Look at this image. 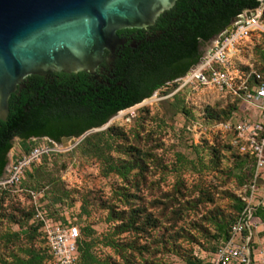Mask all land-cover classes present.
<instances>
[{
  "label": "rangeland",
  "instance_id": "rangeland-1",
  "mask_svg": "<svg viewBox=\"0 0 264 264\" xmlns=\"http://www.w3.org/2000/svg\"><path fill=\"white\" fill-rule=\"evenodd\" d=\"M231 62L264 76V40L246 39ZM172 91L164 85L77 138L10 143L0 176V264H33L30 254L42 253L29 231L35 207L77 226L90 264H206L239 203L264 202V169L242 163L215 129L245 113L240 105L234 111L230 97L205 88ZM23 146L48 151L31 178L1 184ZM254 230L257 255L264 242Z\"/></svg>",
  "mask_w": 264,
  "mask_h": 264
},
{
  "label": "water",
  "instance_id": "water-1",
  "mask_svg": "<svg viewBox=\"0 0 264 264\" xmlns=\"http://www.w3.org/2000/svg\"><path fill=\"white\" fill-rule=\"evenodd\" d=\"M255 6L0 0V157L10 143L101 124L137 103L153 81L192 65L201 43L241 18L228 19Z\"/></svg>",
  "mask_w": 264,
  "mask_h": 264
},
{
  "label": "built area",
  "instance_id": "built-area-1",
  "mask_svg": "<svg viewBox=\"0 0 264 264\" xmlns=\"http://www.w3.org/2000/svg\"><path fill=\"white\" fill-rule=\"evenodd\" d=\"M257 3L254 9L235 16L241 19L216 35L212 47L183 76L166 85L173 87L170 95L183 88H205L235 100L245 113L239 116L232 114L228 120L216 124L215 129L225 134L228 145L237 154L247 156L254 170L259 172L264 169V79L254 71L240 72L232 67L231 62L246 39L264 40V21L261 20L264 0H257ZM245 13L248 17L244 16ZM47 151L33 147L28 154L20 156L9 165L1 184L17 183L23 171L30 164L37 163L40 155ZM256 178L254 174L253 181ZM256 191V187L251 185L250 198ZM263 205L260 200L253 205L248 201L243 206L229 224L227 238L217 242L206 264H264V248L254 255L251 247L252 231L256 227L253 212ZM33 218L40 223L39 232L49 254L45 264H77V226L64 219L55 221L47 218L37 207Z\"/></svg>",
  "mask_w": 264,
  "mask_h": 264
},
{
  "label": "trees",
  "instance_id": "trees-1",
  "mask_svg": "<svg viewBox=\"0 0 264 264\" xmlns=\"http://www.w3.org/2000/svg\"><path fill=\"white\" fill-rule=\"evenodd\" d=\"M257 5H258V3H257V0H256V6H257ZM256 6H255V7H256ZM237 15H239V14H235V15H233L230 19H228V24H229V22H230L235 16H237ZM261 20L264 21V7H263V10H262V13H261ZM228 24H227V25H228ZM224 28H225V27H224ZM224 28H223V29H224ZM223 29L217 31L216 33H214L213 35H211L208 39H211L212 37L218 35ZM208 39H207V40H208ZM197 60H198V55L196 54L195 59H194V62H193L192 65H194V64L197 62ZM192 65L186 67L185 69H183V70H181V71H179V72H177V73H175V74H173V75H171V76L163 77V78H159V79L153 81V82H152V83H151V84H150V85L144 90V92L142 93V95H141V97L139 98L138 102L135 103V104H133V105H136V104H138L139 102H141L143 99L148 98V97H149V96H150L155 90H157V89L163 87V86L166 85V84H170V82H172V81L175 80L176 78H179V77L183 76V75L185 74V72L189 69V67H191ZM171 87H172V86H171ZM172 88H173V87H172ZM233 102H234V104H235V106L233 107V110L236 111V110H237V104H236V101H235V100H233ZM133 105H131V106H129V107H132ZM129 107H127V108H129ZM127 108H125V109H127ZM125 109H123V110H125ZM123 110H121V111H123ZM121 111H119V112H121ZM117 113H118V112H117ZM115 114H116V113H115ZM115 114L111 115L109 118H111V117L114 116ZM230 117H231V115L227 116V117H226V120H228ZM109 118L106 119V120H105L103 123H101V124H97V125H93V126H89V127L77 128V129L72 130V131L69 132L68 134H60V135L57 136L56 138H50V137H45V136H41V135H34V136H31V137H28V138H25V139H22V140H19V141H21V142H25V141H28V140H30V139H39L40 137H45V138L49 139L50 142L57 143V142L60 141V138H63V137H73V138H77V137H79L80 135H82L83 133H85L86 131H88V130H90V129H95V128H98V127L104 125V124L109 120ZM227 141H228V138H227ZM229 147H230V146H229ZM10 148H11V145H9L8 149H7V150L1 155V157H0V176L2 175V172H3L4 166H5V164H6V154H7V152L9 151ZM32 148H33L32 146H26V147L23 146L24 151H23V153H22L20 156H23V155L28 154V152H29ZM230 148H231V147H230ZM231 149H232V148H231ZM232 150H233V149H232ZM234 152H235V151H234ZM235 153H236V152H235ZM236 154H237V153H236ZM42 155H43V154H41L40 157H41ZM237 155H238V157L241 159V162H242V163L245 162V163H250V164H251V160H250L247 156H245V155H239V154H237ZM40 157H39V159H40ZM38 161H39V160H38ZM37 163H38V162H37ZM37 163L30 164L29 167L23 171L22 176H23L24 173H26L27 177H28V178H31V177H32V174L30 173V169H34V168L36 167V164H37ZM27 171H29V172L27 173ZM22 176H21V178H22ZM21 178H20V179H21ZM20 179H19V180H20ZM19 180H18V181H19ZM243 206H244L243 203H239V205H238V207H237L238 212H240V210L243 208ZM39 210L42 211L43 214H45V216H46L47 218H50V219L55 220V221H56V220H58V221H63L62 218H60V217L55 218V217H53L51 214H49V213H47L46 211H44L42 208H39ZM263 214H264V211L262 212V211L259 210V208H256V209L254 210V212H253V217H257V218H259L261 221L264 222V216H263ZM30 215H31V217H32V223H33V224H32V226H29V228H30L29 231H31V232L37 231V233H38V235H39V237H40V241H41L43 247H42V253H40V254H37V253H31V254H30V257H29L30 261H29V263L39 264V263H41V262L43 263L44 261L48 260V259H49V254H48V251L46 250V248H45V246H44L43 240H42V238H41V234H40V232H39V226H40V223L37 222L36 220H34V218H33V216H34V209H33L32 213H31ZM52 217H53V218H52ZM228 226H229V224H228ZM228 226L226 227V229L223 230V232H222V234H221V240L227 238V236H228ZM20 233H25V231H21ZM213 249H214V248L211 249V253L213 252ZM77 251H78V263H77V264H90V263H91V261H92V257L90 256L87 247H86V246H84V247L81 246L80 241L78 242ZM211 253H210V254H211ZM26 263H27V262H26Z\"/></svg>",
  "mask_w": 264,
  "mask_h": 264
},
{
  "label": "crops",
  "instance_id": "crops-1",
  "mask_svg": "<svg viewBox=\"0 0 264 264\" xmlns=\"http://www.w3.org/2000/svg\"><path fill=\"white\" fill-rule=\"evenodd\" d=\"M264 79V76H261ZM259 208L260 211H264V205L262 207H257ZM264 216V214H263ZM255 221H256V227L254 230V234L259 237V240L264 242V222L261 221L259 218L254 217Z\"/></svg>",
  "mask_w": 264,
  "mask_h": 264
},
{
  "label": "flooded vegetation",
  "instance_id": "flooded-vegetation-1",
  "mask_svg": "<svg viewBox=\"0 0 264 264\" xmlns=\"http://www.w3.org/2000/svg\"><path fill=\"white\" fill-rule=\"evenodd\" d=\"M215 37V36H214ZM213 38V37H212ZM211 38V39H212ZM211 39H208V40H206L205 42H203V43H201L200 45H199V48H198V51H197V55H198V60L203 56V54L206 52L205 50H204V47H205V45L206 44H208V43H210V42H212V40ZM197 60V61H198ZM41 138H44V139H46V140H48L49 141V139H47V138H45V137H40L39 139H41ZM61 139V138H60Z\"/></svg>",
  "mask_w": 264,
  "mask_h": 264
},
{
  "label": "bare ground",
  "instance_id": "bare-ground-1",
  "mask_svg": "<svg viewBox=\"0 0 264 264\" xmlns=\"http://www.w3.org/2000/svg\"><path fill=\"white\" fill-rule=\"evenodd\" d=\"M123 112H121L120 114H122Z\"/></svg>",
  "mask_w": 264,
  "mask_h": 264
}]
</instances>
